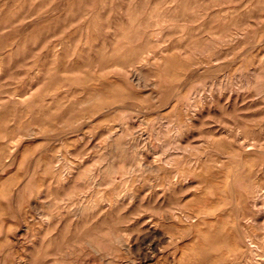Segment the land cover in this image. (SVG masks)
<instances>
[{
	"label": "rangeland",
	"instance_id": "obj_1",
	"mask_svg": "<svg viewBox=\"0 0 264 264\" xmlns=\"http://www.w3.org/2000/svg\"><path fill=\"white\" fill-rule=\"evenodd\" d=\"M0 264H264V0H0Z\"/></svg>",
	"mask_w": 264,
	"mask_h": 264
},
{
	"label": "bare ground",
	"instance_id": "obj_2",
	"mask_svg": "<svg viewBox=\"0 0 264 264\" xmlns=\"http://www.w3.org/2000/svg\"><path fill=\"white\" fill-rule=\"evenodd\" d=\"M64 7V6H63ZM61 8V7H60ZM39 17V16H38ZM179 78H180V76H179ZM111 94V93H110ZM120 107V106H119ZM160 110V109H159ZM163 112V111H162ZM3 128V127H2ZM253 132V131H252ZM120 146V145H119ZM113 170V169H112ZM17 178V177H16ZM115 182V181H114ZM119 184V183H118ZM124 185V184H123ZM122 185V186H123ZM224 186V185H223ZM222 189V188H221ZM258 195V194H257ZM260 196V195H259ZM260 198V197H259ZM223 199V198H222ZM8 228V227H7ZM151 238V237H150ZM208 244V243H207ZM218 260V259H217Z\"/></svg>",
	"mask_w": 264,
	"mask_h": 264
}]
</instances>
